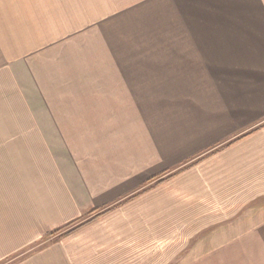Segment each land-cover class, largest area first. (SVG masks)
Segmentation results:
<instances>
[{
    "label": "crops",
    "instance_id": "1",
    "mask_svg": "<svg viewBox=\"0 0 264 264\" xmlns=\"http://www.w3.org/2000/svg\"><path fill=\"white\" fill-rule=\"evenodd\" d=\"M223 2L141 1L148 41L120 7L15 59L0 264H170L264 199V0Z\"/></svg>",
    "mask_w": 264,
    "mask_h": 264
},
{
    "label": "rangeland",
    "instance_id": "2",
    "mask_svg": "<svg viewBox=\"0 0 264 264\" xmlns=\"http://www.w3.org/2000/svg\"><path fill=\"white\" fill-rule=\"evenodd\" d=\"M141 1L146 2L0 0V123L20 121L23 116L14 114L16 112L13 110L20 106L21 98L15 97V70L11 66L16 58L25 54V50L49 47L76 33L79 37L92 23L104 17L106 12L110 20L116 18V14L112 16V13L120 7H125L126 42L148 41L150 13L147 7L138 5ZM223 1L227 0H176L188 11H195L204 5L221 6ZM81 52H84L83 49ZM2 154L1 151L0 155ZM5 185L6 180L1 178L0 214L7 212L5 206L8 200H1ZM152 185L143 191L153 187ZM246 207L247 210L237 212L235 219H222L216 227L211 224L195 235L190 234L189 239L182 244L186 250L174 257L170 264H264V199L254 201Z\"/></svg>",
    "mask_w": 264,
    "mask_h": 264
},
{
    "label": "trees",
    "instance_id": "3",
    "mask_svg": "<svg viewBox=\"0 0 264 264\" xmlns=\"http://www.w3.org/2000/svg\"><path fill=\"white\" fill-rule=\"evenodd\" d=\"M162 173H163V172H162ZM160 175H161V174H160ZM171 176H172V175H170V176H168V177H166V178H163V179L157 181V182L155 183V185L164 182L166 179L170 178ZM155 177H156V176H154L153 178H155ZM150 180H151V179H150ZM134 196H135V195H133L132 197H134ZM109 210H110V209H107V210H105V211H103V212H100V213L97 214L95 217H97V216H101V215L105 214L106 212H108ZM95 211H96V210H92V211H90L88 215H91V214L95 213ZM77 221L79 222L80 220H76L75 222H72L71 224L67 225L66 227L57 230L56 233L61 232V231H63L64 229H67V228L71 227V226L74 225L75 223H78ZM89 221H90V219L84 221L83 223H81V224H79L78 226H76V227L70 229L69 231H72L73 229H76L77 227H80V226L84 225L85 223H87V222H89ZM54 233H55V232H54Z\"/></svg>",
    "mask_w": 264,
    "mask_h": 264
}]
</instances>
